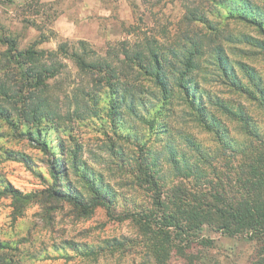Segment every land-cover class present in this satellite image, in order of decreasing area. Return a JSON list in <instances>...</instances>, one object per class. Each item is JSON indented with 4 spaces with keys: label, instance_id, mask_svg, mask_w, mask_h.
<instances>
[{
    "label": "rangeland",
    "instance_id": "obj_1",
    "mask_svg": "<svg viewBox=\"0 0 264 264\" xmlns=\"http://www.w3.org/2000/svg\"><path fill=\"white\" fill-rule=\"evenodd\" d=\"M186 6L205 12L211 9V0H0V37L15 39L18 49L45 52L57 50L62 43L70 50L86 40L99 55L109 46L132 45L144 37L174 44L188 28L182 20ZM219 10L224 15V9ZM226 29L258 36L252 27L238 22L228 23ZM228 47L231 59L244 62L264 88L262 50L239 42ZM5 48L0 42V53ZM57 59L64 63L63 70L49 82L57 94L60 116L39 124L43 127L40 141L45 140L49 150L41 149L36 135H28L27 127L35 126L17 123L10 128L0 120V264H253L256 243L244 235L230 237L205 225L195 234L178 235L165 227L155 215L156 193L136 170L140 156L148 151L161 200L169 211L179 209L170 191L173 186L190 195L211 189L226 194L230 169L225 144L193 119L186 102L177 96L162 105L147 96L137 117L127 109L109 117L102 108L104 99L97 104V115L93 106L76 111L72 91L77 69L72 59L60 55ZM194 79L199 83L196 92L202 94L203 113L218 121L224 141L227 132L228 138L240 142V149L256 143L226 117L217 101L245 109L260 135L264 112L227 88L212 67ZM50 151L57 153L59 165L65 164L71 190L80 189L86 198L90 192L82 176H91L107 188L112 211L97 206L87 214L51 194V186L61 192L66 189L65 182L54 185L49 178ZM5 181L32 192L33 201L14 209L11 197L1 194ZM162 243L167 246L166 256L161 254Z\"/></svg>",
    "mask_w": 264,
    "mask_h": 264
},
{
    "label": "trees",
    "instance_id": "obj_2",
    "mask_svg": "<svg viewBox=\"0 0 264 264\" xmlns=\"http://www.w3.org/2000/svg\"><path fill=\"white\" fill-rule=\"evenodd\" d=\"M182 20L188 28L174 44L144 37L132 45L122 42L117 48L109 46L103 55L97 54L86 40H79L78 47H72L71 51L62 43L57 50L45 52L33 47L18 49L15 39L0 37V42L6 45L0 53V120L10 128L17 123L35 126L33 130L27 127L28 135H36L41 149L49 150L47 142L40 141L43 127L39 124L60 116L57 94L49 82L61 74L64 67L57 55L72 59L77 69L78 80L72 91L78 107L76 111L79 107L93 106V114L97 115V104L104 99L102 108L108 110L109 117H115L123 109L137 117L141 105L146 106L147 96L161 100L162 105L181 97L192 111L193 119L225 144L226 165L230 169L226 172V194L211 189L190 195L179 185L173 186L170 191L177 199L179 209L167 210L155 180L154 159L150 162L149 152L145 151L136 170L141 180L156 193L153 196L157 208L155 215L178 235L189 231L195 234L204 225L230 237L244 235L256 243L253 264H264V133L260 135L257 124L252 122L245 109L218 99L217 105L226 117L238 124L243 135L256 140L248 145L249 148L240 149V142L228 138L226 132L225 142L218 121L203 113L199 103L202 94L196 92L199 83L194 79L197 73L212 67L227 88L264 112V88L258 85L259 78L252 76L244 62L232 60L228 51L229 44L239 42L257 47L264 53V0H211V9L205 12L186 6ZM230 22L246 24L260 37L228 31L226 26ZM197 26L202 28L195 29ZM52 152L49 178L54 185L65 182L66 190L61 192L51 186L50 193L72 203L81 212L88 214L95 207L104 206L110 213L113 201L107 188L100 187L94 178L83 174L90 194L85 198L80 189L71 190L73 186L63 172L65 164L59 165L57 153ZM1 190V194L11 197L14 209H20L35 197L32 192L20 191L10 181H5ZM200 199L208 201L201 202ZM161 233L168 235L164 231ZM165 245L162 243L160 247L161 254L166 256Z\"/></svg>",
    "mask_w": 264,
    "mask_h": 264
}]
</instances>
